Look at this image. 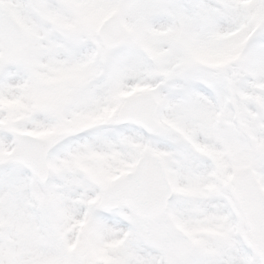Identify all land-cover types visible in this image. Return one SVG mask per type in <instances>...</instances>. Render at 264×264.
Segmentation results:
<instances>
[{"label":"snow or ice","instance_id":"1","mask_svg":"<svg viewBox=\"0 0 264 264\" xmlns=\"http://www.w3.org/2000/svg\"><path fill=\"white\" fill-rule=\"evenodd\" d=\"M0 264H264V0H0Z\"/></svg>","mask_w":264,"mask_h":264}]
</instances>
